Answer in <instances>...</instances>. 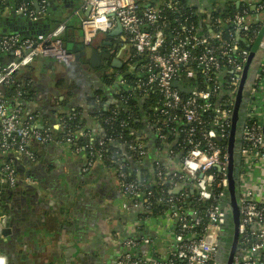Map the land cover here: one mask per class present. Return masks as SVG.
Listing matches in <instances>:
<instances>
[{"label": "built area", "instance_id": "obj_1", "mask_svg": "<svg viewBox=\"0 0 264 264\" xmlns=\"http://www.w3.org/2000/svg\"><path fill=\"white\" fill-rule=\"evenodd\" d=\"M227 1L242 8L232 17L211 20V13L220 6L209 0L202 12L203 26L197 27L188 21L189 17L175 18L173 25L168 24L165 8L171 7L172 0L159 3L153 0H79L78 6L68 9L43 32L27 37L18 34L2 37L0 201L5 190L14 188L19 180L14 162L22 157L29 162L37 160L34 145L63 142L76 151L87 148L89 158L85 159L83 171L87 172L97 163L104 164L114 173L122 196L131 200L132 208L141 202L147 209L152 207L154 200L156 204L162 203L163 215L155 219L165 218L167 226L171 225L164 254L155 250L154 243L159 236L128 235L121 241L122 249L116 255L115 264H219L216 256L220 229L225 222L223 199L228 187V138L235 95L250 53L238 40L252 44L259 33L258 29H251L246 7L252 5L258 20L264 14V0ZM15 12L31 20L43 18L48 13L47 0H24L16 6ZM73 19L79 20L81 41L85 45L99 32L113 30L117 20L127 37L130 55L146 59L142 63L133 62L127 69H140L136 81L140 96L146 97L150 88L158 93L159 100L150 118L143 116L144 127L137 131L136 139L126 141L122 133L129 126V120L135 119L133 111L118 119L120 130L117 134H107L106 127L99 121L102 116L99 112L95 132L83 131L81 122L76 123L80 117L78 111L56 114L52 122L46 120L37 126L38 112L25 114L19 103L26 95V88L17 84L13 88L14 99L8 101L4 97V89L14 83V76L39 56L67 68L74 64L75 55L67 50L62 40ZM227 22L231 25L229 39H222L221 27ZM214 38L219 43L213 41ZM184 77L193 79V84L183 81ZM175 80L190 87L191 91L180 92L172 85ZM222 88L228 96L223 101L216 100ZM103 121L107 124L109 119ZM263 121L264 47L249 90L238 149L239 224L231 264H264V198L257 195L262 180L256 173L264 169ZM147 129L154 132L155 142L158 140L161 144L155 145L156 157L150 165L153 177L136 181L128 178L131 166L127 158L137 169L142 164L148 152L143 134ZM119 139L124 140L119 145L123 153L108 156L105 148ZM218 140H226V143ZM244 175L248 177L245 179ZM25 181L29 183L30 180ZM150 185L161 186L159 195H154ZM193 202L206 204L198 208ZM123 207L129 211L126 202ZM146 221L132 223L133 231L145 229ZM143 245L152 248L138 252Z\"/></svg>", "mask_w": 264, "mask_h": 264}, {"label": "crops", "instance_id": "obj_2", "mask_svg": "<svg viewBox=\"0 0 264 264\" xmlns=\"http://www.w3.org/2000/svg\"><path fill=\"white\" fill-rule=\"evenodd\" d=\"M153 1L159 3L163 0ZM200 1L196 0L194 7L202 13L205 7H201ZM213 1L223 5L227 0ZM78 5L79 0H48L47 12L50 9L57 19ZM262 15L260 20L263 23ZM33 27L30 22L7 9L0 12V39L2 34L15 30L29 34ZM65 31V43H72L73 48L80 49L79 20L69 22ZM107 33L100 32L88 45L91 53L96 54L94 59L99 58V64L95 66L91 62H84L87 64L84 67L87 74L84 76L70 71L71 66L63 67L42 56L35 58L14 76V82L26 88V99L22 98L24 103H20L24 113L39 114L37 126L46 120L52 122L56 114L78 111L82 130L95 132L100 115L95 114L94 107L97 109L100 100L95 96L90 105L89 98L99 91L104 101L103 110L120 105L114 95L122 84V72L109 63L116 58L123 65L126 64L125 68H129L132 64L129 61L130 46L123 32L113 36ZM104 48L110 52L109 58L108 55L105 57L107 63L102 54ZM76 67L80 68L79 65ZM103 67L107 69H101ZM104 77H110L113 81H105ZM56 106L59 108L54 113L52 110ZM143 134L148 152L140 165L141 169H150L157 152L155 139L149 129ZM34 150L37 158H40L38 161L29 162L22 157L14 162L19 174L18 185L5 191V201L0 207V216H6L5 228L0 234V264H115L116 255L122 249L117 241L136 233L131 227L132 223L125 220L127 211L123 203L126 199L117 186L114 173L102 163H97L87 172L83 171L85 158L82 149L76 151L63 142L35 145ZM46 166L55 168L54 177L46 174ZM258 171L264 173V169ZM27 178L29 183L25 181ZM39 188L50 189L54 205L44 204L40 199L41 194L39 198L32 199L30 194ZM260 188L257 195L261 199L264 198V181ZM67 192L69 195L66 197L64 193ZM44 193L47 192L43 191V197ZM165 223L167 220L161 218L148 219L145 224L152 236H159L154 243L158 254L166 252L171 235V225L168 227V223ZM151 248L143 245L142 251Z\"/></svg>", "mask_w": 264, "mask_h": 264}, {"label": "trees", "instance_id": "obj_3", "mask_svg": "<svg viewBox=\"0 0 264 264\" xmlns=\"http://www.w3.org/2000/svg\"><path fill=\"white\" fill-rule=\"evenodd\" d=\"M24 0H0V12L4 11V9L9 10L11 13L16 14L18 17L22 18L23 20H26L28 23L30 22L34 27L31 30V32L29 34H23V33H19L15 31H11L8 33H4L2 34L1 38L6 36V35H11V34H18L21 37H27L29 35L32 34H37L40 32L45 31L46 29H48L54 22H56L59 18H54L52 11L49 9L48 13L45 17L43 18H38L37 20H31L30 18H28L26 15L22 14V13H17L15 12V8L16 6L22 2ZM48 2V0H47ZM220 7H218L216 10H214L211 13V20H213L215 17H232L234 15L235 12H237L238 10H240L242 8V6H238L235 3L233 4L231 1H226L225 3H223V5H219ZM246 10L248 12V20H250V27L251 29H258V32L260 31L261 27H262V21L256 19L255 17V9L252 8V5H249L246 7ZM165 15L167 17V22L168 24L173 25L175 18H179L182 19L184 17H189V22H193L197 27L202 25L203 23L202 21V13L197 11L196 8L191 4V0H172V4L171 7H167L165 8ZM169 29V27H168ZM222 33H223V38L222 39H229L228 36V32L229 30H231V25L229 22L225 23L222 27ZM202 31V30H201ZM65 32L62 35V40L64 42H66V35ZM167 38L169 39V36H167ZM213 41H215L216 43H219V40L217 39H212ZM256 41V39H255ZM255 41L252 44H248V42H244L242 39L238 40L239 45L242 48H246L251 50L252 46L254 45ZM66 44V43H65ZM145 59V58H144ZM143 57L140 56H130V62H138V63H142V61H144ZM146 61V59H145ZM126 67V66H125ZM123 70H121V77H122V84L119 85L118 87V92L114 95V97H116L118 100V102H121V104L117 107H115V105H112L108 110H103L104 108V101L101 98L100 92L96 91L95 94L89 98V101L91 102L90 105H92V100H94V97L97 96V98H99L100 100V104L96 109V106L94 107V111H96V115L99 114L101 116L100 120L101 124L103 126H105V133L110 134H117V131L120 130V126L118 124V119L120 120V118H124L128 115V113L130 111H133L135 119H131L129 120V126L127 128L124 129V131L122 132L124 135V138L126 139V141L128 140H132V139H136V134L137 131H141V129H143L144 124L142 123V118L143 116H146V118H150V113L153 110V107L156 105L157 101L159 100V95L155 90H151L150 88L147 92L146 97L144 96H140V94L138 93V89L136 87V81L137 79L140 77L138 76L140 69L136 68L134 70H128L127 68H125ZM186 83L188 84H193V79H188L186 77L183 78ZM105 81H113L109 78L104 77ZM110 82V83H111ZM17 85L16 82L12 83L9 87H6L4 89V97L8 100L11 101L14 99V91L13 88ZM225 89L222 88V90L219 92V94L217 95L216 100H220L223 101V99H225L228 96L227 92H224ZM224 92V93H223ZM223 93V95H221ZM26 96V95H25ZM24 96V98H25ZM26 99V98H25ZM121 100V101H120ZM22 98L19 100V103H21ZM117 102V103H118ZM96 109V110H95ZM52 116V115H51ZM105 119H109L108 123H102L104 122L103 120ZM138 120V121H136ZM81 122V118L79 117L76 120V123ZM75 122V121H74ZM101 125V126H102ZM57 132V131H55ZM152 134H154V132H152ZM196 138H199V135L196 134L195 135ZM123 139H119L117 140V142L115 143H110L106 148V154L108 156L110 155H115V154H120L123 153V150L121 149V145L123 143ZM217 141V139H216ZM218 142H223L226 143V140H218ZM155 145L159 146L161 143H159V141L157 140V142H154ZM80 145H83V143H80ZM120 145V146H119ZM33 149H35V145L33 146ZM35 151V150H34ZM82 153L84 154V158H89V150L87 148L82 149ZM127 163L130 164L131 168L129 167V179H135L136 181H140V180H147V179H151L153 177V172L150 169H145V168H135L136 166L133 165V163L127 158ZM161 186L158 185H150L149 189L153 191L154 195L157 196L159 195ZM166 189V187L164 188ZM6 192L9 191V189L5 190ZM126 199V203L129 206V214L126 215L125 220L127 219L129 222L135 223L138 221H143L145 222V220L150 219L151 217L153 219H155L156 217H161L163 215V206L162 203L160 204H156L155 200L153 201V205L151 208L147 209L144 207V204L141 202V204L136 207V208H132V204H131V200H129L128 198ZM1 202V201H0ZM205 202H193V206L194 207H198V208H203V206L205 205ZM136 234L133 235L134 237H140L141 235H148V236H152L153 234L151 233V231H149L147 229V227L145 229H141L139 231L135 232ZM141 247L138 249V252H141Z\"/></svg>", "mask_w": 264, "mask_h": 264}, {"label": "water", "instance_id": "obj_4", "mask_svg": "<svg viewBox=\"0 0 264 264\" xmlns=\"http://www.w3.org/2000/svg\"><path fill=\"white\" fill-rule=\"evenodd\" d=\"M195 2L196 0H192ZM209 0L200 1L201 7H208ZM209 20V17H207ZM122 29L120 23L116 20V26L114 30L109 31L108 36L113 35H121ZM264 47V21L262 23V27L258 33L256 41L252 46L248 59L244 65L242 76L238 85V89L235 95L232 118H231V127L228 138V154H229V166H228V187L225 193V197L223 199V208L225 211V222L221 226L220 229V238L218 245V252L216 256V260L219 264H231L232 257L236 251L237 240H238V224H239V206H238V180L236 177L237 171L236 167L240 163V155L238 153V149L240 147L241 142V131L242 125L244 122V116L246 111V104L248 101L249 90L253 81L254 72L259 65V61L262 55V49ZM66 48L68 51L77 52L75 48H73L72 43H66ZM91 48L88 47L86 50L87 54L91 53ZM93 55V65H98L97 61L99 58L94 59L95 53ZM79 61L76 57L75 61ZM97 61V62H94ZM121 62L118 59H114L111 62L112 67H119ZM173 87H176L182 93H189L191 88L185 85H182L177 80L172 82ZM62 99V97H61ZM48 103V101H47ZM58 106H56L52 111L58 110ZM55 113V112H54ZM50 114V113H49ZM263 134H264V121H263ZM142 166L139 165L138 168ZM18 191V190H17ZM9 221V220H8ZM6 224V216H0V234L2 229L5 228Z\"/></svg>", "mask_w": 264, "mask_h": 264}, {"label": "flooded vegetation", "instance_id": "obj_5", "mask_svg": "<svg viewBox=\"0 0 264 264\" xmlns=\"http://www.w3.org/2000/svg\"><path fill=\"white\" fill-rule=\"evenodd\" d=\"M89 45V44H88ZM88 45H85L83 42H82V45H81V47H80V49H78L77 50V52H76V54H74L75 55V58L77 57L78 59H79V61H80V64H79V66H80V68L79 67H76L77 66V64H73L72 66H71V69H70V71H77V73L78 74H80V76H84V75H86L87 73H86V69L84 68V67H86L87 66V64L88 63H93V55L92 54H87L86 53V50H87V48H88ZM109 49H102V54H103V58H105L107 55H108V58H109V54H110V52L108 51ZM102 58V59H103ZM98 61V60H97ZM97 61H95V62H97ZM104 61L106 62L107 60H106V58L104 59ZM84 62H86L87 64H83ZM112 62V61H111ZM111 62L109 63L110 65H111ZM107 63V62H106ZM86 65V66H85ZM96 66V65H95ZM126 66V64H120V66L119 67H116V69H118V70H123L124 69V67ZM74 68H75V70H74ZM88 68V67H87ZM109 79H110V77H109ZM40 158H39V156H38V158H37V160L36 161H38ZM35 161V162H36ZM50 164L51 165H54L53 164V162H50ZM50 164H48V165H50ZM45 171H46V174L47 175H50L51 177H54L56 174H55V168L54 167H51V166H46L45 167ZM19 181V180H18ZM18 181H17V183H16V185H15V187L18 185ZM32 182H34V180H31ZM41 187V186H40ZM40 189V188H39ZM35 190V191H33V193H31L30 194V196L32 197V199H37V198H39L40 197V194H41V197H40V199H42L43 200V203L44 204H47V205H54L53 203V201L51 200V199H53V196L51 195V194H49V191H50V189L49 188H45L44 190L43 189H40V190ZM48 189V190H47ZM46 191L47 193H44V197L42 196V194H43V191ZM64 195H66V197L69 195V193L67 192V193H64ZM47 196H51V197H49V198H46ZM4 197V198H3ZM2 198H1V204H2V202L3 201H5V197H6V195H4ZM49 200V201H48ZM129 214V211L127 210V215ZM130 223H132V222H130ZM132 225V224H131Z\"/></svg>", "mask_w": 264, "mask_h": 264}, {"label": "rangeland", "instance_id": "obj_6", "mask_svg": "<svg viewBox=\"0 0 264 264\" xmlns=\"http://www.w3.org/2000/svg\"><path fill=\"white\" fill-rule=\"evenodd\" d=\"M100 33V32H99ZM98 33V34H99ZM123 57H124V55H123ZM75 64H77V66L80 64V62H78V60L76 61V63ZM74 64V65H75ZM101 69H107V67H103V68H101ZM21 103H24V101H21ZM256 173L257 174H259L260 175V179L262 180V181H264V173H260L258 170L256 171ZM248 176L247 175H244V178L246 179ZM118 234V233H117ZM117 237H119V236H117ZM118 243H121V241H117Z\"/></svg>", "mask_w": 264, "mask_h": 264}]
</instances>
